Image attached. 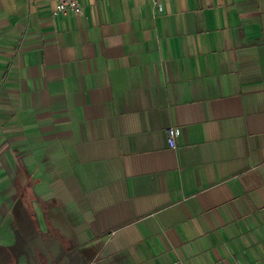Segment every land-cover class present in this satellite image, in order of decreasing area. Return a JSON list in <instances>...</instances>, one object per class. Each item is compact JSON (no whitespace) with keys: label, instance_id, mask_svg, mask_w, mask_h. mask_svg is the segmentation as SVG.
I'll list each match as a JSON object with an SVG mask.
<instances>
[{"label":"crops","instance_id":"obj_1","mask_svg":"<svg viewBox=\"0 0 264 264\" xmlns=\"http://www.w3.org/2000/svg\"><path fill=\"white\" fill-rule=\"evenodd\" d=\"M76 2L0 0V264H264V0Z\"/></svg>","mask_w":264,"mask_h":264},{"label":"built area","instance_id":"obj_2","mask_svg":"<svg viewBox=\"0 0 264 264\" xmlns=\"http://www.w3.org/2000/svg\"><path fill=\"white\" fill-rule=\"evenodd\" d=\"M54 3L55 13H75L79 14L81 12L80 5L76 2V0H52ZM154 3L157 0H152ZM159 7V5H158ZM166 138L168 146L172 149H175L177 146V137L179 134V130L177 127H168L165 130Z\"/></svg>","mask_w":264,"mask_h":264}]
</instances>
